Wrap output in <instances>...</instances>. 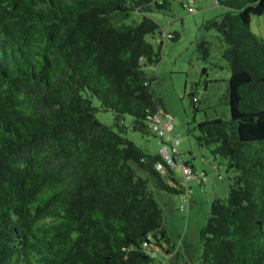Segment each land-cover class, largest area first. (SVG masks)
<instances>
[{"label": "trees", "instance_id": "1", "mask_svg": "<svg viewBox=\"0 0 264 264\" xmlns=\"http://www.w3.org/2000/svg\"><path fill=\"white\" fill-rule=\"evenodd\" d=\"M218 2L229 11L204 28L225 44L230 117L199 123L197 142L234 177L228 199L211 204L198 264H264V39L250 29L264 0ZM167 10L166 0H0V264L182 256L152 188L181 201L190 189V205L192 189L170 167L157 171L159 153L129 140L123 123L165 141L151 127L159 109L169 113L148 66L166 37L179 38L149 17ZM156 33L158 51L146 39ZM210 46L198 44L205 62Z\"/></svg>", "mask_w": 264, "mask_h": 264}, {"label": "rangeland", "instance_id": "2", "mask_svg": "<svg viewBox=\"0 0 264 264\" xmlns=\"http://www.w3.org/2000/svg\"><path fill=\"white\" fill-rule=\"evenodd\" d=\"M166 1L169 3V10L152 12L149 17L160 26L162 34L178 35L179 38L176 41L167 37L163 40L160 61L148 66V71L156 78L152 87L156 97L173 118L174 135L180 137L179 151L183 160L196 167H205L207 173L199 174L205 173L207 180L204 185L190 182L193 202L186 205L184 211H181L182 201L179 195L168 194L156 188L152 190L164 211L169 232L178 235L175 237L182 259L185 264H190L191 255L184 243L188 242L200 250L201 232L208 222L211 204L217 199H228L229 185L234 177L233 173H227L220 159L216 160L208 149L200 148L197 142L200 135L199 123L230 117L226 99L230 71L222 57L225 44L220 41L216 31L204 28L206 22L221 18L229 10L218 0ZM250 29L264 39V14L252 17ZM161 38L156 33L146 39L158 51ZM202 41L211 44V57L207 62L202 59L198 49V44ZM193 98H197V103L193 102ZM93 105L99 107L100 102L94 99ZM96 118L103 125H115L112 112H97ZM131 122L132 118L126 116L123 122L129 127L126 137L146 154L157 155L162 146L161 139L133 131L130 128ZM177 162L179 164L173 169L174 174L184 181L179 166L181 160L177 159Z\"/></svg>", "mask_w": 264, "mask_h": 264}, {"label": "built area", "instance_id": "3", "mask_svg": "<svg viewBox=\"0 0 264 264\" xmlns=\"http://www.w3.org/2000/svg\"><path fill=\"white\" fill-rule=\"evenodd\" d=\"M151 127L153 132H155L159 137L164 138L165 141L162 143L159 155L162 158V162L156 164V170L163 172L166 166L174 169L178 166L176 162V157L179 155V145L180 137L172 135L173 131V120L171 116L165 113L162 109H159L151 118ZM180 168L183 174L184 183L189 186V183L195 180L206 182L207 177L204 173L195 172L190 166L184 163H180ZM190 189L183 197V204L181 206V211L185 210V206L189 205L190 201Z\"/></svg>", "mask_w": 264, "mask_h": 264}, {"label": "crops", "instance_id": "4", "mask_svg": "<svg viewBox=\"0 0 264 264\" xmlns=\"http://www.w3.org/2000/svg\"><path fill=\"white\" fill-rule=\"evenodd\" d=\"M180 159H181V162L182 163H186L188 166H190V167H192L194 170H196L197 172H206L207 173V171H206V168L205 167H196L194 164H188L189 162L188 161H184L183 160V158H182V154L180 153ZM184 161V162H183ZM195 182H197L198 183V185L199 184H202L201 182H199L198 180H195ZM204 185V184H203ZM214 187V186H213ZM169 201V200H168ZM193 202V199H192V201H191V203ZM166 228H167V224H166ZM167 231H168V233H169V235L171 236V237H173L175 240H177V236H176V234L174 233V234H172V233H170L169 232V230H168V228H167ZM176 236V237H175ZM184 243V242H183ZM185 245H186V248H187V252H189V255H191L190 256V258H191V263L190 264H192V262H193V264H198V261H199V256H200V252H201V247H200V250L196 247V246H193L192 244H189L188 242H186V243H184ZM194 244V243H193ZM181 252V251H180ZM182 257V256H181ZM173 260V259H172ZM171 260H169L168 262H167V264H171V262H170Z\"/></svg>", "mask_w": 264, "mask_h": 264}, {"label": "water", "instance_id": "5", "mask_svg": "<svg viewBox=\"0 0 264 264\" xmlns=\"http://www.w3.org/2000/svg\"><path fill=\"white\" fill-rule=\"evenodd\" d=\"M181 254V253H180ZM179 260V261H178ZM180 262V263H179ZM171 264H185V261L182 259V257L178 258V259H174L173 261H171Z\"/></svg>", "mask_w": 264, "mask_h": 264}]
</instances>
